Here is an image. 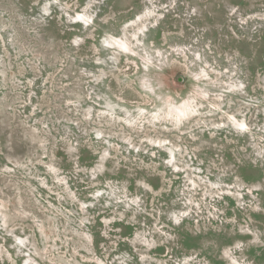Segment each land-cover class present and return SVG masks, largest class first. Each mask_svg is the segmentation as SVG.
Listing matches in <instances>:
<instances>
[{"label":"rangeland","instance_id":"rangeland-1","mask_svg":"<svg viewBox=\"0 0 264 264\" xmlns=\"http://www.w3.org/2000/svg\"><path fill=\"white\" fill-rule=\"evenodd\" d=\"M0 264H264V0H0Z\"/></svg>","mask_w":264,"mask_h":264}]
</instances>
